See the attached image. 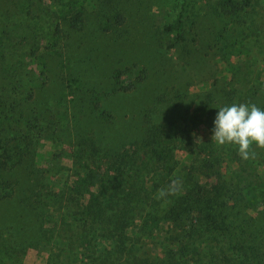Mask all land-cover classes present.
<instances>
[{
	"label": "trees",
	"instance_id": "obj_1",
	"mask_svg": "<svg viewBox=\"0 0 264 264\" xmlns=\"http://www.w3.org/2000/svg\"><path fill=\"white\" fill-rule=\"evenodd\" d=\"M253 1L222 0L223 12L244 10ZM37 2L0 0V107L5 117L27 122V128L35 130L39 123L41 138L53 142L63 136L74 138L79 148L74 152L77 178L68 183L61 170L32 151L29 192L19 193L12 179L0 181L5 188L0 214L10 235L43 237L42 243H49L46 264H264V224L257 225L255 218L244 214L249 203L264 198V171L258 167L264 163V148L253 145L256 157L247 160L238 148L210 149L192 165L193 172L213 179L210 185L199 184L193 193L182 185V192L167 197V202L157 200L158 191L176 179L173 151L180 141L171 133V119L158 97L139 104L136 123L121 125L123 119L130 121L125 104L111 109L107 103L132 88L94 86L100 69L94 53L89 54L94 67L76 72L66 65L61 74L69 78L60 81L63 76L59 80L53 64L55 52L49 46L40 51L39 41L55 39L59 50L54 51L62 55L71 51L74 56L76 44L85 49L88 40L78 37L73 45L64 36L61 42L62 23L82 31L86 19L64 2L58 8L62 20L55 22L49 8L42 9ZM182 15L181 10L164 27L174 33L176 42L183 40ZM111 21L122 25L125 17L116 12ZM31 63L42 67L45 78L40 84ZM71 82L83 86L75 90ZM64 84L73 89L67 96L65 90L59 92ZM68 97L76 102V114L68 111ZM255 105L264 110V98L257 94ZM14 137L5 138L4 151L13 162L22 163L30 158L25 148L31 145L32 134L17 137L25 147L11 146ZM222 162L227 163L225 171ZM187 176L193 178L191 167ZM0 262L23 264L20 249L8 246L3 238Z\"/></svg>",
	"mask_w": 264,
	"mask_h": 264
},
{
	"label": "rangeland",
	"instance_id": "obj_2",
	"mask_svg": "<svg viewBox=\"0 0 264 264\" xmlns=\"http://www.w3.org/2000/svg\"><path fill=\"white\" fill-rule=\"evenodd\" d=\"M234 1L239 4L242 0ZM64 2L83 15L86 29H69L62 23L64 33L61 42L69 36L73 45L78 37H85L88 43L85 49L77 43L73 56L71 51H64L63 55L54 51L59 50L55 39H40V51L49 46L48 49L56 54L53 64L58 70L59 80L61 76L62 82L69 78L61 74L66 65L75 68L76 72L84 67H94L89 55L94 53L100 68L96 71L97 78L92 80L94 86L103 90L112 88L113 84L132 88L130 93L111 96L113 101L108 100L107 103L111 109L119 108L117 104H125L130 121L123 119V122L119 121L121 125L136 123L141 110L139 104H148L153 96L158 97L160 108L171 119V133L180 138L173 151V160L176 161L174 177L189 193H193L199 184L210 185L213 179L206 174H198L196 169L193 172L192 165H198V158L210 149L238 148L235 144L218 146L211 141L218 107L233 103L255 104L257 94L264 98V0H254L253 5L232 14L223 12L222 0H38L37 6L49 8L48 12L53 13L56 22L62 20V12L58 8ZM181 10L183 40L176 42L174 33L165 31L164 27ZM116 12L125 17L124 24H113L111 18ZM29 66L36 69L35 78L40 84L45 78L42 67L32 63ZM70 86L76 90L83 84L71 82ZM63 90L67 96L73 89L65 88L64 84L59 92ZM70 97L68 111L76 114V102ZM1 108L0 167L5 169L0 168V181L12 179L17 182L19 193L29 192L32 186L29 174L32 151L35 156H43L45 163L61 170L68 183L76 180L78 166L74 152L78 153L79 148L74 144V138L63 136L60 142L41 138L37 134L39 123L35 130L27 128V122L5 117ZM28 132L32 134V138H28L31 145L25 150L30 152V158L16 164L8 156L9 152L7 155L4 151L5 138L13 135L15 137L9 144L18 143L25 147V142H19L17 137ZM196 136L202 141L196 143ZM226 162H222L224 171ZM190 167L193 178H186ZM258 167L264 171L263 162ZM4 192L5 188L0 184V195ZM3 206L4 202L0 200V210ZM244 214L246 218H255L257 225L264 224V198L249 203ZM18 235H10L5 216L1 213L0 240L3 238L8 246L20 249L23 264H46L49 243L43 244V237L35 239L31 235Z\"/></svg>",
	"mask_w": 264,
	"mask_h": 264
},
{
	"label": "clouds",
	"instance_id": "obj_3",
	"mask_svg": "<svg viewBox=\"0 0 264 264\" xmlns=\"http://www.w3.org/2000/svg\"><path fill=\"white\" fill-rule=\"evenodd\" d=\"M218 109L213 121L211 141H215L218 146L235 144L242 159H255L256 152L253 145L264 148V110L250 103H233ZM200 141L202 138L196 136L195 142ZM181 192V181L173 179L158 191L155 198L167 202V197Z\"/></svg>",
	"mask_w": 264,
	"mask_h": 264
}]
</instances>
